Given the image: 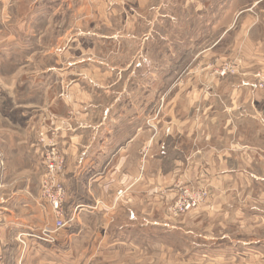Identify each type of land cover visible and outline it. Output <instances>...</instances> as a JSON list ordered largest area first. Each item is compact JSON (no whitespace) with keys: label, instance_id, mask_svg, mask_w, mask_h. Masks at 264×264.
Segmentation results:
<instances>
[{"label":"rangeland","instance_id":"1","mask_svg":"<svg viewBox=\"0 0 264 264\" xmlns=\"http://www.w3.org/2000/svg\"><path fill=\"white\" fill-rule=\"evenodd\" d=\"M40 1L0 7V207L55 241L0 229L5 264H264V0ZM118 105L142 136L88 189Z\"/></svg>","mask_w":264,"mask_h":264},{"label":"crops","instance_id":"2","mask_svg":"<svg viewBox=\"0 0 264 264\" xmlns=\"http://www.w3.org/2000/svg\"><path fill=\"white\" fill-rule=\"evenodd\" d=\"M8 1L10 2L11 0H0V7L4 3H8ZM46 1L47 0H41L40 1V6H43V7L38 8V10H45L46 9V7H45ZM82 10L84 11L83 7H82ZM87 37L92 38L91 35H88ZM82 94H83L82 96L80 95L81 99L91 100L92 98H94V97H91V94H89V93H82ZM82 97H84V98H82ZM129 109L130 108H126V107L120 108V106L118 105V108L116 106V108H114L112 112L107 113L108 114L107 116L111 115L110 119H111V122L113 123V125L114 124L116 125V126H113V127H116V132H114L115 134L113 133L114 134V136H113L114 140L112 138H109L110 135L108 134V131H109L108 129H110V128L106 127L104 130V132H105L104 135L106 136L104 138V140H105L104 144H101V145L95 144V149H94L91 146L92 143L89 142L88 148H86V151L84 152V155H83V158H84V160H83V171L81 173V174H83V176H85L89 180L88 189H91L92 185L94 183H99L103 179V177L106 175V169L108 168L109 165H111L114 162L115 158L122 157L125 154L129 155V150H131L134 147L135 143L139 140V138H141V136H142L141 133L143 132V128H141V127H138L136 129H133V127H131L130 133L127 134L126 139L122 138V135L124 132V125H122L120 123H116V120L119 119L120 121H122L126 117V115H127L126 112ZM82 112L84 114L81 116H86V115H89V113H91L89 109L84 110ZM133 113H134V111H131L130 114H128L127 116L132 117ZM175 115H176V113L174 114V111H173L172 116H175ZM181 116L182 117L186 116V114L185 113L181 114ZM175 123H178V124H175ZM175 123H173L174 126L172 124V129L174 131L179 132L181 135L184 134L183 131H185V122H184L183 118H179V120ZM106 125L107 124H105L104 126H106ZM89 146H91V147H89ZM179 151H180V153H182L180 148H179ZM73 154H74V152H73ZM175 155H173L174 158L176 157ZM131 157H132V155H131ZM210 159L212 161V159L214 160L215 158H210ZM174 161L178 162L180 164L182 160L177 161L175 159ZM124 162H126L125 159L123 162H121V165H123ZM194 165H195V168H198L197 166L200 165V162H195ZM78 172L80 173V170H78ZM192 172L193 171L190 170L189 174H185L184 176L183 175H181V176H183V178L190 177ZM126 174H129V173L126 172ZM158 174L160 175L163 173L158 172ZM173 176H174V173H172V172L168 173L166 176L163 175V178H164L163 181L164 182H162L161 179L159 178L156 190H158L159 192H160V190L166 192V189H167L168 192H166V193L168 194V196H173L174 184L171 182ZM103 189H105V186H103ZM153 191H154V189L151 190V193H153ZM135 196H136V202H138L141 199L140 194L138 193V196L135 194ZM134 200H135V197H134ZM142 201H144V199ZM142 201H141V203H142ZM90 209H91V207H90ZM87 210L88 209L84 208L83 212H85ZM90 213H94V211H90ZM0 219H1L0 229L4 234H5V232L6 233H11V232L16 233L20 230H25V229L31 227L30 223L23 216H19L18 213H16L14 210H12L8 207H4V206L0 207ZM67 231H69V230H67ZM67 231H63V232H67ZM6 237H7V235H6ZM42 244H45V243H42ZM42 244H41V242L38 243L37 241L36 242L32 241L30 249L32 247H34V250L36 252H40L41 254H43V253H46V254L48 253L50 255L54 254L57 257V253L60 252V250L64 247V246H61L62 247L61 249L59 247L56 248V245H59L58 243L55 246H50L48 244L42 245ZM38 246H39V248H38ZM3 248L5 249V247H3ZM3 248L0 247V264H5V259L7 258V256H9V255L12 256V253L8 252V251H10V250L14 251L15 250L13 247H11V245H8L7 248L5 249V251L3 250ZM24 254L25 253H23V255ZM254 254H251V255L253 256ZM258 254H260V252ZM251 255L249 254L247 256H251ZM14 256L16 257L19 255H17V252H14L13 258H14Z\"/></svg>","mask_w":264,"mask_h":264},{"label":"built area","instance_id":"3","mask_svg":"<svg viewBox=\"0 0 264 264\" xmlns=\"http://www.w3.org/2000/svg\"><path fill=\"white\" fill-rule=\"evenodd\" d=\"M52 151H54V150H52ZM49 157H50V155H49ZM52 162H53L52 160L49 161L51 168L55 166ZM0 222H1V219H0ZM60 227L63 228L64 225H61ZM58 229L60 230V228H58ZM29 238H31L32 240H40V241H44V242H48V243L55 241V237L50 235V232H48V231L38 232L37 229L29 227L25 230H20L17 232V239L20 243H22V245H26L27 244L26 241Z\"/></svg>","mask_w":264,"mask_h":264}]
</instances>
